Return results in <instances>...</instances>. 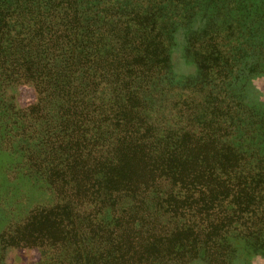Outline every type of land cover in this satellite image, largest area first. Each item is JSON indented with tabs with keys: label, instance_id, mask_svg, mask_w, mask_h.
<instances>
[{
	"label": "trees",
	"instance_id": "1",
	"mask_svg": "<svg viewBox=\"0 0 264 264\" xmlns=\"http://www.w3.org/2000/svg\"><path fill=\"white\" fill-rule=\"evenodd\" d=\"M198 15L185 53L203 79L173 84L175 31ZM263 17L264 0H0V144L55 194L9 244L83 264L85 231L141 196L166 231L137 260L264 248V130L236 74Z\"/></svg>",
	"mask_w": 264,
	"mask_h": 264
},
{
	"label": "rangeland",
	"instance_id": "2",
	"mask_svg": "<svg viewBox=\"0 0 264 264\" xmlns=\"http://www.w3.org/2000/svg\"><path fill=\"white\" fill-rule=\"evenodd\" d=\"M206 21V18L198 15L189 26L176 29L172 68L168 70L166 80L173 81V84L187 82L195 85L203 79L197 62L186 55L185 48L189 39L204 27ZM254 30V37L250 38L252 43L244 49L248 57L237 65L236 74L238 89L242 86L243 97L252 108L253 117L261 122L259 130H264V17ZM33 99L31 91L21 92L18 96V102L22 106ZM261 141L264 144V137ZM25 160L20 152L0 144V264H39L41 259L42 252L38 248L9 244L11 240L8 234L16 223H26L34 208L55 200L54 192L49 190L43 180L26 171L28 164ZM19 165L23 166L16 167ZM142 198L124 197L118 205L107 208L102 219H98V225L85 231L84 239L89 256L85 255L87 258L82 261L83 264H149L152 260L155 264H264V248L257 246L255 240L247 242L242 236L234 239L237 253L224 261L203 251L189 253L182 258L155 253V257L150 259L137 260L148 255L141 251L142 243L148 244L143 239H147L153 231L157 235L154 240H157L166 231L164 218L158 213L157 217L153 214L156 208L154 203L142 201ZM88 207L91 205L83 209L88 212ZM125 208L129 212L124 215ZM143 208L150 215H145L141 211ZM139 211L141 212L138 213ZM127 237L129 241L121 245ZM131 245L128 252V246Z\"/></svg>",
	"mask_w": 264,
	"mask_h": 264
}]
</instances>
